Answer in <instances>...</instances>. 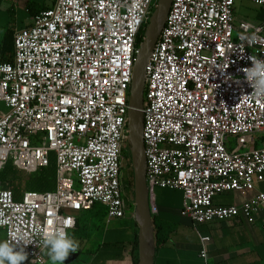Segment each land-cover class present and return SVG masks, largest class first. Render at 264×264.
Listing matches in <instances>:
<instances>
[{
    "label": "built area",
    "instance_id": "2783aa9c",
    "mask_svg": "<svg viewBox=\"0 0 264 264\" xmlns=\"http://www.w3.org/2000/svg\"><path fill=\"white\" fill-rule=\"evenodd\" d=\"M238 1L173 0L146 64L150 202L157 188L181 190L182 215L196 226L240 217L254 224L264 211V192L241 205L214 202L264 180V145L255 136L264 133V97L245 79L250 58L264 59V20L236 24ZM248 1L264 9V0ZM157 3L56 0L14 33L13 60L0 62V171L12 161L33 174L52 157L57 167L52 191L16 200L0 187V234L31 241L30 264L47 262L44 234L61 227L70 234L80 212L101 204L108 219H121L132 207L124 164L130 90ZM200 237L208 262L211 237Z\"/></svg>",
    "mask_w": 264,
    "mask_h": 264
},
{
    "label": "crops",
    "instance_id": "0c3cea01",
    "mask_svg": "<svg viewBox=\"0 0 264 264\" xmlns=\"http://www.w3.org/2000/svg\"><path fill=\"white\" fill-rule=\"evenodd\" d=\"M40 1L42 0H2L0 60L9 58V54H4L10 49L9 46L4 49L6 36L18 30L12 25L11 17L16 15L19 18L20 12L25 11L32 17V23L36 14L52 7L56 0L50 4ZM5 2L8 4L4 7ZM32 3L34 5L30 8L29 5ZM236 13L237 9H235ZM263 14L258 11L254 15L246 14V18L241 21L261 22L264 20ZM19 26L23 28L28 25ZM263 145L264 143H260L257 146ZM258 192H264V180L257 182L253 191L224 192L218 195L214 202L217 206L241 205ZM183 205L184 195L181 190L171 188L155 190L154 202L151 205L154 230L156 232V220L157 227L162 229L164 236L162 242L159 244L156 242L155 264H264V230L262 229L264 211L260 213L254 224H248L240 217L196 226L191 219L182 215ZM92 209L86 211L88 214L86 213L85 217L91 222V228H86V231L82 232L81 228L77 227L70 232L77 241L79 249L70 253L64 263L72 264L82 253L86 255L92 253L89 264H139V228L134 217L135 210L132 211V207L129 206L126 216L121 218L123 222L117 219L119 220L117 225L110 228L107 227V223L113 219H108L105 206L97 204ZM200 233L211 237L208 244V262L200 256ZM4 239L5 233L2 231L0 240ZM26 264L30 263L27 261ZM45 264H51L48 256Z\"/></svg>",
    "mask_w": 264,
    "mask_h": 264
},
{
    "label": "water",
    "instance_id": "95a60500",
    "mask_svg": "<svg viewBox=\"0 0 264 264\" xmlns=\"http://www.w3.org/2000/svg\"><path fill=\"white\" fill-rule=\"evenodd\" d=\"M173 0H158L145 37L140 44L134 78L129 99V142L134 170L135 220L139 228L140 261L139 264H155L156 232L154 230L152 207L147 184L148 163L143 137V103L146 83V64L165 25Z\"/></svg>",
    "mask_w": 264,
    "mask_h": 264
},
{
    "label": "clouds",
    "instance_id": "9594fccd",
    "mask_svg": "<svg viewBox=\"0 0 264 264\" xmlns=\"http://www.w3.org/2000/svg\"><path fill=\"white\" fill-rule=\"evenodd\" d=\"M250 59L252 65L245 71V79L257 96L264 97V59L259 57ZM31 243L23 234L10 232L8 239L0 240V264H23L27 260L24 248ZM43 246L47 250L51 264H64L69 254L79 249L74 237L62 227L45 233Z\"/></svg>",
    "mask_w": 264,
    "mask_h": 264
},
{
    "label": "trees",
    "instance_id": "16d2710c",
    "mask_svg": "<svg viewBox=\"0 0 264 264\" xmlns=\"http://www.w3.org/2000/svg\"><path fill=\"white\" fill-rule=\"evenodd\" d=\"M34 3L30 4L29 7L32 8ZM2 6V0H0V9ZM145 36V33L142 34V37L140 38L141 41H143V37ZM7 46L10 47L9 50H6ZM5 53L9 54V58L7 60H0L2 62L4 61H12L14 56V33H9L5 38ZM260 143H264V136L260 137L257 140V145H260ZM130 151L127 154L126 159L132 164V159ZM56 180H57V167L55 159L52 157L51 164L47 167L41 168L36 173L28 174L19 168H17L12 161H9L3 170L0 171V187H4L5 185L9 186L14 194V197L16 200H21L23 198V195L27 191H40V192H46V191H52L56 188ZM126 185L130 183L132 188L134 187V180L127 179L125 177ZM133 193L134 188H133ZM94 209V207H93ZM92 209V210H93ZM107 215V213H106ZM84 220V219H83ZM82 225V219L81 216L78 217V227L81 228ZM137 225V224H136ZM155 226H156V242L159 244L163 241V231L161 228L157 227L156 220H155ZM138 227V225H137ZM138 229V228H137Z\"/></svg>",
    "mask_w": 264,
    "mask_h": 264
},
{
    "label": "rangeland",
    "instance_id": "374dc122",
    "mask_svg": "<svg viewBox=\"0 0 264 264\" xmlns=\"http://www.w3.org/2000/svg\"><path fill=\"white\" fill-rule=\"evenodd\" d=\"M53 0H43L40 1L41 3H46V4H50ZM8 3H4V7L7 6ZM38 5V4H37ZM236 9H237V13L235 14V23H239L241 21V19L246 18V14L249 15H254L257 11L258 12H262L264 13V9L254 5L253 3H251L248 0H240L236 3ZM24 10V9H23ZM264 15V14H263ZM11 23L14 26L15 29H20L19 25H29V23L31 24L32 21V17L27 15L25 11L20 12V17L18 18V16L13 15L11 17ZM0 109L1 110H5V105L3 103H0ZM256 137H261L264 136V133H257L255 134ZM130 149V147H129ZM131 155V152L130 154ZM125 164V177L126 178H130L132 180H134V170H133V164L130 165V163L128 162V160L124 161ZM4 187H7V185H5ZM134 188V187H133ZM133 188L131 186V188L126 187V195H127V202L133 203L132 204V211L135 210V193H133ZM135 192V191H134ZM86 211H82L80 212L78 215L81 216L82 219V225H81V230L82 232L86 231V228H91L92 224L91 222H89V219H85L86 217ZM88 214V213H87ZM85 221H84V220ZM117 221L119 222V220L117 219H113V220H109L107 223V227L113 228L114 226L117 225ZM120 221H122V219H120ZM123 222V221H122ZM79 229V227H78ZM92 257V253H89L88 255H86L85 253H82L79 257H77L76 260H74L72 262V264H89L91 262V258ZM27 260H25L23 262V264H26ZM64 264H70L68 262H65Z\"/></svg>",
    "mask_w": 264,
    "mask_h": 264
},
{
    "label": "flooded vegetation",
    "instance_id": "af4514ba",
    "mask_svg": "<svg viewBox=\"0 0 264 264\" xmlns=\"http://www.w3.org/2000/svg\"><path fill=\"white\" fill-rule=\"evenodd\" d=\"M126 161H127V159H126ZM127 179H130V178L128 177ZM126 187L131 188L130 183H128V184L126 185Z\"/></svg>",
    "mask_w": 264,
    "mask_h": 264
}]
</instances>
